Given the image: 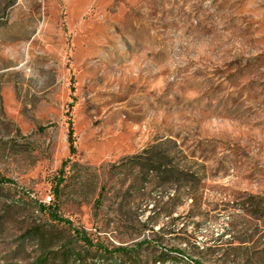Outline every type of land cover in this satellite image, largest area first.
Segmentation results:
<instances>
[{
	"label": "rangeland",
	"instance_id": "obj_1",
	"mask_svg": "<svg viewBox=\"0 0 264 264\" xmlns=\"http://www.w3.org/2000/svg\"><path fill=\"white\" fill-rule=\"evenodd\" d=\"M62 166L61 213L108 245L264 264V0H0V264L37 254Z\"/></svg>",
	"mask_w": 264,
	"mask_h": 264
},
{
	"label": "trees",
	"instance_id": "obj_2",
	"mask_svg": "<svg viewBox=\"0 0 264 264\" xmlns=\"http://www.w3.org/2000/svg\"><path fill=\"white\" fill-rule=\"evenodd\" d=\"M70 153L76 152L75 135L72 125L69 128ZM65 164V163H64ZM147 172L166 182H175L182 171L175 169L171 161L161 155H154L146 166ZM184 173V172H183ZM65 179L64 167L54 177V197L49 204L40 203V209L47 211V224L35 225L21 238L20 245L33 242L37 254L25 264H164L178 262L172 251L154 249L152 242H140L132 246L108 245L93 237L88 231L65 217L60 210L59 198ZM253 211H264V200L258 196L248 199ZM253 211H249L252 214ZM19 245V246H20ZM198 247V246H197ZM153 248V249H150ZM199 248V247H198ZM198 262V261H197Z\"/></svg>",
	"mask_w": 264,
	"mask_h": 264
}]
</instances>
